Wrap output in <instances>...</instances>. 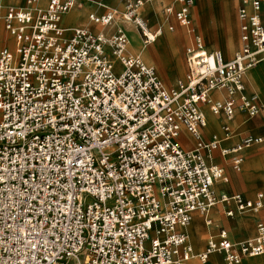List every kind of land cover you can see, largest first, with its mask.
Instances as JSON below:
<instances>
[{
    "label": "built area",
    "instance_id": "1",
    "mask_svg": "<svg viewBox=\"0 0 264 264\" xmlns=\"http://www.w3.org/2000/svg\"><path fill=\"white\" fill-rule=\"evenodd\" d=\"M155 1L121 0L123 10L90 19L130 23L148 46L163 31L142 15ZM77 3L0 0V264H191L215 253L240 264L264 254L263 223L237 241L222 229L199 251L184 231L196 212L210 225L218 204L227 216L264 207L263 193L249 200L215 191L224 169L209 157L221 140L203 138L201 107L228 120L264 113L243 81L264 64L262 0H241L242 45L230 60L195 32L194 0L167 6L191 36L187 73L171 87L129 53L121 27L111 35L62 27ZM213 91L226 96L215 100ZM183 132L195 139L190 149ZM260 140L247 136L233 151Z\"/></svg>",
    "mask_w": 264,
    "mask_h": 264
},
{
    "label": "crops",
    "instance_id": "2",
    "mask_svg": "<svg viewBox=\"0 0 264 264\" xmlns=\"http://www.w3.org/2000/svg\"><path fill=\"white\" fill-rule=\"evenodd\" d=\"M194 1L195 3L191 10V16L192 26L195 32L199 34L203 40V36H205L208 43L207 45L205 41L204 43L209 51H215L210 50L209 48V46L214 45L213 41H211V38L215 33L218 37V42L215 44L216 47L223 53L225 60L232 59L235 55V52L237 51H235V49L240 46V43L242 45L241 20L238 16L241 0ZM4 2L8 4L21 5L24 3V0H4ZM46 3L47 0H41V5L44 6ZM98 3L103 5H99ZM153 4L154 2L148 3L142 8V15L147 21V14L152 11ZM172 4L174 3L166 5L163 8V11L167 6ZM74 8H77L75 9L76 11H74L73 14L68 15L69 12ZM74 8L63 15L61 20L62 27L66 28L65 26H71L73 29L83 28L95 33L102 31L108 35H111L116 30L106 31L105 29L109 26H102L97 23L95 24L92 21H90L87 26H82V21L89 17L91 13H95L97 15L104 14L107 11L106 8H111L118 11L123 10L124 4L121 2V0H78V3ZM65 16H67L66 18L69 20V22H67L66 19V21L64 20ZM261 18L264 23V0H262ZM175 22L176 25L179 26L176 19ZM98 26H102L103 29L97 30ZM120 27L123 28L126 34L128 33L123 26ZM179 27L185 30L191 38L186 28L181 26ZM230 28L235 30L236 41L234 43H227L225 40L227 36V29L229 31ZM133 32H137L140 35V32L136 27L133 28ZM154 42L153 44H150L151 50L160 55L159 47ZM145 47L147 48V46ZM239 49L240 48H238V50ZM179 63L180 62H177L178 66L180 65ZM172 67L167 68L164 66V68L168 71L172 69ZM173 81V79H170V84ZM243 81L246 95L250 98H254L257 103L264 107V64L259 63L252 67L244 76ZM225 96V92L223 91L211 92V97L215 100L223 99ZM201 107L205 113V117H207V127L205 126L206 128H202L203 138L205 140H211V138L215 135L221 140L219 148L215 149L209 157V161L211 163L218 164L224 169L225 178L217 181L214 184L215 191L217 193L224 192L229 195L241 194L245 199L255 200L259 193L264 194V113L257 114L256 116H250L247 112L237 111L234 118L232 120H228L224 114H213L210 110L209 104H203ZM226 126L229 127V132L225 131L224 128ZM247 136L260 138L261 140L259 142H253L248 146H244L238 151H233V149H235L236 146L242 142L243 138ZM181 141L186 149H190L195 145L194 137L187 132H183ZM224 149L228 150L226 154H222V150ZM237 157L242 158L238 169L234 166V160ZM228 208L235 209V205L230 204ZM208 217L211 220L210 225L206 223V218L202 214L198 212L193 214L192 218L196 219L195 225H197V221H199L205 224V229L207 226V229L204 231L202 230L201 234L198 236V246L191 242L196 251L204 249L208 243V240L211 237H217L220 230L222 229L229 233V236L233 241L256 236L258 232V224H264V207L257 212H236L234 216H227L225 207L222 204H218L210 210ZM202 218L204 220H202ZM216 228H218L217 231ZM184 231L189 237L188 232L185 229ZM222 263L223 256L217 253L210 255L206 262H201L198 259H193L191 261V264ZM240 264H264V254L254 257H246Z\"/></svg>",
    "mask_w": 264,
    "mask_h": 264
},
{
    "label": "rangeland",
    "instance_id": "3",
    "mask_svg": "<svg viewBox=\"0 0 264 264\" xmlns=\"http://www.w3.org/2000/svg\"><path fill=\"white\" fill-rule=\"evenodd\" d=\"M174 1L175 0H156L154 2V4L152 5V11L147 14V19H148L149 28L151 31H156L157 29L162 28V30L164 31L165 34H171V35L174 34L176 36L175 38L177 39L178 55L173 52V49H171L170 46H168V43L167 44L165 43L163 51L159 50L160 55L158 53H156L155 51L151 50V45H148L147 48L149 50V57L148 58L141 57L147 64L155 67L158 74L162 77V79L164 80V82L168 86H171V85L177 83V81L180 78H183V76L187 72L185 53H186V49L188 48V46L190 45V42H191V38L186 33V31L181 29L179 26L176 25L174 17L173 16H167L163 11V8L166 5L174 3ZM75 9H77V8L72 9L68 15L72 14L75 11ZM67 16L64 17V20L66 19ZM89 20H90L89 17L85 18L84 23H82L83 24L82 26H87L90 22ZM124 23L125 22H123L121 20H116L112 25H110L105 30L106 31H112V30L118 29L120 26H123L124 29L128 33L133 34L134 33L133 28L135 26H133L130 23L129 24H127V23L124 24ZM195 24H196V22H195ZM170 26H174L173 30L170 29ZM65 27L67 30L73 29V27L72 28H69L67 26H65ZM102 29H103L102 26H98V28H97V30H102ZM228 33H229V35H228ZM203 37H204V41L207 45L208 42H207L205 36H203ZM235 39H236L235 30L230 28L228 31V29H227V36L225 38L226 42L227 43H234L236 41ZM211 41H213L214 45L209 46L210 50H218V48L215 45L218 42V37L215 33L213 34ZM154 43H156V42H154ZM240 46H241V43H240ZM240 46L238 48H240ZM238 48H236L235 51L238 50ZM177 62H180L179 66L177 65ZM164 66L167 68H171L172 66L173 67H172V69H170L168 71L164 68ZM170 79L174 80L171 84H170ZM202 220H204V219L202 218ZM204 225L205 224L202 223V226L204 227V230H205ZM206 229H207V226H206ZM217 230H218V228H216V231ZM189 238H190L191 242H193L196 246H198L199 241H197V242H196V240L193 241L190 236H189Z\"/></svg>",
    "mask_w": 264,
    "mask_h": 264
},
{
    "label": "bare ground",
    "instance_id": "4",
    "mask_svg": "<svg viewBox=\"0 0 264 264\" xmlns=\"http://www.w3.org/2000/svg\"><path fill=\"white\" fill-rule=\"evenodd\" d=\"M84 17H86V16H84ZM89 19H90V15H89ZM66 20H67V22H69V20L67 18H66ZM84 20L82 21V23H84ZM89 21H92V20L90 19ZM92 22L95 23L94 21H92ZM67 27L72 28L71 26H67ZM80 29H83V28H80ZM84 30H86V29H84ZM127 34L129 36V39H130V44H129L128 48H127L128 51L131 54H133V55H138V56H141V57L148 58L149 57V50L144 47V45L142 43L141 36L137 32H134L133 34H130V33H127ZM154 41L156 42V45H158L160 51H163L165 43L166 44L168 43V46H170V48L173 49V52L178 55L177 40H176L175 36H173L171 34H165L162 31L161 33H159L155 37ZM208 116H209V114H208ZM205 119H206L205 126L207 127V117H205ZM208 119H209V117H208ZM191 222L184 229L188 231V234L191 237V239L193 241L196 240V242H197L198 241V236L201 234L202 230L204 231V227L202 226V223L199 222V221H197V225H195V223H196V219L195 218L194 219L192 218Z\"/></svg>",
    "mask_w": 264,
    "mask_h": 264
}]
</instances>
